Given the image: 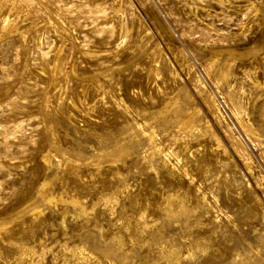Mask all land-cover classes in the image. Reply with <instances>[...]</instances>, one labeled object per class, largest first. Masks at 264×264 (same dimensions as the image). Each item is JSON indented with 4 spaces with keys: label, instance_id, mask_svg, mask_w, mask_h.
I'll return each mask as SVG.
<instances>
[{
    "label": "rangeland",
    "instance_id": "1",
    "mask_svg": "<svg viewBox=\"0 0 264 264\" xmlns=\"http://www.w3.org/2000/svg\"><path fill=\"white\" fill-rule=\"evenodd\" d=\"M220 1L222 3L218 0H8L2 15H12L10 18L13 17L14 30H19H13L0 39V228L4 227L3 230L0 229V264H175L177 261L179 263L176 264H229L230 260V264L234 261L233 264H247V259L249 264H256L257 256V261L261 257L257 264H264L260 263L264 262V243L261 240L264 235V122L260 123L263 133H259V137L243 135L237 123L238 113L230 102L225 86L214 75H207L203 70L207 61L227 57L231 58L232 71L237 76L241 75L242 70L249 69L260 88H254L248 81L242 85L246 94L242 96L243 104L245 106L248 102L249 107H245L249 109L248 116L250 115L244 117L249 119L264 113V46L257 26L259 20L264 19V0ZM11 6L13 10L10 11ZM24 31H28L26 39L19 34ZM126 31L129 39L124 44L122 36ZM258 49L261 52L256 55V59L252 58L249 51ZM227 54L232 55L229 57ZM54 59L57 64L53 63ZM196 83H202L201 93L196 91ZM185 92L190 96V101H187ZM165 99L169 105L164 104ZM161 101L163 103L160 104ZM173 102H177L181 110H185L184 107L189 103L200 109L204 121L208 122L204 125L209 126L212 132V137L204 136L205 146L186 139L174 140L173 130L169 128L170 132L166 125L172 114L167 115L163 121L153 117L163 106V109H167V106L170 108ZM149 111L155 114L144 115L146 112L149 114ZM137 117H140L139 121ZM129 118L134 121L131 122ZM257 125L255 128L259 129ZM127 133L131 134L128 138ZM217 140L219 149L225 147L226 154L217 156L209 153L211 146L217 147ZM149 142L153 143L148 144ZM154 144L163 146L162 152L167 155L166 159L157 160L150 166L144 155ZM239 147L245 151L244 154L237 152ZM115 148L133 150L126 152L120 159L116 158L118 150ZM170 149L177 151L179 155L171 158L168 154ZM197 152H205L206 155L196 158ZM109 153H113V159ZM103 158L104 161L101 162ZM184 158H187L186 164ZM165 160L168 161L164 162ZM245 160L249 169H245ZM224 163H227V167H222ZM174 171L181 176H177ZM212 173L215 175H209ZM228 175L229 180L226 177ZM120 178H123V182H120ZM230 180L236 181L231 183ZM40 191L43 198L39 195ZM206 194L207 200L204 197ZM107 197L114 198L115 204L113 201L106 204L103 199ZM73 200L77 204L73 205ZM179 200L190 212L186 211L188 214L173 219L164 217V208L169 209L171 214L180 212ZM168 203L174 208L168 206ZM192 204L199 206L194 209ZM206 205L211 211L213 209L212 213ZM191 206L195 211L191 210ZM189 216L193 219H189ZM161 225L165 226V230ZM159 229H163V233ZM150 231L158 236L153 234V237ZM209 231L212 233L209 234ZM149 236L155 241L157 239L159 245ZM116 239L119 240L118 244L114 241ZM179 240H184V243ZM190 240L194 242L191 244ZM165 242L167 246L168 243L170 245L167 247ZM16 244L31 250L30 260L19 259ZM197 244L201 245L199 249H196ZM240 244L242 247H239ZM165 246L169 249L166 250ZM235 247L237 249H233ZM74 248L76 254L70 252ZM246 248H251V251ZM100 249H104V252ZM162 251H177L178 258L175 262H166ZM102 252L107 253L110 259ZM191 254L192 257L189 256ZM211 254H216V257ZM81 255L84 259L79 257ZM218 256H221L220 259ZM240 256H245L243 263L236 260ZM122 257H129L130 260L124 259L125 262Z\"/></svg>",
    "mask_w": 264,
    "mask_h": 264
},
{
    "label": "bare ground",
    "instance_id": "2",
    "mask_svg": "<svg viewBox=\"0 0 264 264\" xmlns=\"http://www.w3.org/2000/svg\"><path fill=\"white\" fill-rule=\"evenodd\" d=\"M218 2L219 3H222L220 0H218ZM7 3H8V0H0V39L2 40L3 39V37H5L7 34H9V33H11L14 29H15V27H14V21L12 20V18H10L9 17V15H8V13H7V15H5V16H3L2 15V12H3V10L6 8V6H7ZM41 4V3H40ZM11 5V4H10ZM222 5V4H221ZM189 6V5H188ZM45 9H47V7H45ZM11 10H13V6H11V8H10V11ZM47 13H48V11H47ZM118 13V12H117ZM192 13V12H191ZM114 17V16H113ZM104 18L106 19V17L104 16ZM103 18V19H104ZM55 19V18H54ZM108 19V18H107ZM53 20V19H52ZM58 19L56 18V21H57ZM59 20H60V17H59ZM120 20V19H119ZM102 21V20H101ZM16 22V21H15ZM60 22V21H59ZM63 22V21H62ZM66 22V21H65ZM103 22H105V21H103ZM61 23V22H60ZM106 23V22H105ZM62 26H63V24H61ZM65 25V24H64ZM57 26V25H56ZM120 26V25H119ZM257 26H258V29H259V31H260V35H261V41H262V46H264V19L262 20H259V22H258V24H257ZM32 27V26H31ZM58 27H60L59 25H58ZM26 28V27H25ZM62 28V27H61ZM27 29V28H26ZM65 29H66V26H65ZM126 29V28H125ZM257 29V28H256ZM17 30H19V29H17ZM17 30H14V31H17ZM31 30V29H30ZM69 30V29H68ZM21 31V30H20ZM63 31V30H62ZM125 31V30H124ZM28 32V31H27ZM27 32H22V33H20L19 32V34L21 35V37L23 38V39H26L27 38ZM68 33V32H67ZM124 34V33H123ZM19 35V36H20ZM66 36H69V35H66ZM120 37V36H119ZM121 38V37H120ZM129 38H128V33H127V31H126V33L122 36V41L124 42V44H125V42L128 40ZM21 40V39H20ZM121 41V42H122ZM25 42V41H24ZM259 42V41H258ZM257 45V44H256ZM253 49V48H252ZM213 51V50H212ZM211 51V52H212ZM226 51V50H225ZM225 51H224V54H225ZM229 51V50H228ZM227 52V51H226ZM250 53H249V55L250 56H252V58H255L256 59V55H258L259 54V52H261V49H258V50H255V51H253V52H251V51H249ZM216 54V53H215ZM220 54V53H219ZM222 54H223V52H222ZM237 54V53H236ZM56 55H57V53H56ZM229 57H230V55H232V54H227ZM234 55V54H233ZM223 56V55H222ZM236 56V55H235ZM242 56V55H241ZM250 56H249V58H250ZM259 57V56H258ZM54 58H56V57H54ZM57 58H58V56H57ZM154 59V58H153ZM231 59V58H230ZM230 59L227 57V58H225V59H222V60H219V59H217V60H209V61H207L204 65H203V70L205 71V73L207 74V75H214L215 76V78H216V80L219 82V83H221L222 85H224L225 86V88H226V93L228 94V97H229V99H230V102L232 103V105L234 106V110H236L237 111V113H238V118H237V123H238V127H239V129H240V131H241V133L243 134V135H245L246 137H259L260 136V134L261 133H263L262 131H261V128H262V125H260V123L261 124H263V122H264V113H260L259 114V112H257L259 115H257L258 117H250V118H252V119H246L244 116H248V111H249V109L247 110V108L245 107L246 105H248L247 107H249V104H247L246 103V105L244 106V104H243V99H242V96H243V94H244V90H243V87H242V85L244 84V82L245 81H248L254 88L255 87H258V88H260V86H257V84H259V83H257L256 81V79H254L253 78V76L251 75V72H250V70L249 69H247L248 71H246V70H242L241 71V75L240 76H237V74L235 73V72H233L232 70H233V65H231L230 64ZM55 60V59H54ZM155 62V61H154ZM54 64L56 63L57 64V62H56V60L53 62ZM232 63V62H231ZM53 64V65H54ZM53 69V68H52ZM157 69V68H156ZM243 69V68H242ZM245 69V68H244ZM55 70V69H54ZM53 70V71H54ZM51 71V70H50ZM159 71V70H158ZM157 71V72H158ZM172 71V70H171ZM55 72V71H54ZM56 73V72H55ZM159 73V72H158ZM50 73H48V75H49ZM60 75V74H59ZM155 75V74H154ZM157 75V74H156ZM159 75V74H158ZM173 76V75H172ZM172 76H171V78H172ZM52 77V76H51ZM157 77V76H156ZM159 77V76H158ZM256 77V76H255ZM262 77V76H261ZM263 77H264V74H263ZM57 78V77H56ZM211 78V77H210ZM53 79V78H52ZM154 79H156V78H154ZM176 79H177V76H176ZM212 79V78H211ZM51 79H49V81H50ZM53 81V80H52ZM195 81V80H194ZM214 81V80H213ZM54 83H55V81H53ZM52 82V83H53ZM51 83V82H50ZM174 83H175V81H174ZM178 84V83H177ZM260 85V84H259ZM263 85V84H262ZM178 87V86H177ZM196 91L198 92V93H201L202 91V88H203V85H202V83H199V84H197L196 83ZM179 88V87H178ZM183 88V87H182ZM250 88H251V86H250ZM249 88V89H250ZM262 88H264V87H262ZM248 89V88H247ZM183 90H184V88H183ZM261 90V89H260ZM250 91H252V89L250 90ZM259 91V90H258ZM257 91V92H258ZM262 91V90H261ZM174 92V91H173ZM256 92V91H255ZM182 93H184V92H182ZM181 93V94H182ZM186 93V92H185ZM197 93V94H198ZM262 93V92H261ZM263 93H264V89H263ZM262 93V94H263ZM130 94V93H129ZM176 94H178V93H176ZM176 94H174V95H176ZM180 94V93H179ZM187 94V93H186ZM258 94V93H257ZM207 95V94H206ZM245 96H246V94H244ZM249 95V94H248ZM135 96V95H134ZM165 96H166V94H165ZM172 96V95H171ZM184 96V95H183ZM186 97H187V101L189 100V99H191L190 98V96L187 94V95H185ZM167 97V96H166ZM165 97V98H166ZM174 97V96H173ZM173 97H171V98H173ZM177 97V96H176ZM175 97V98H176ZM244 97V96H243ZM253 97H254V95H253ZM257 97V96H256ZM255 97V98H256ZM114 98V97H113ZM181 98V97H180ZM248 98V97H247ZM251 98V97H250ZM134 99H135V97H134ZM177 99V98H176ZM186 99V98H185ZM263 99V98H262ZM123 99H121V101H122ZM137 100V99H136ZM143 100V99H142ZM160 100V99H159ZM166 100L167 99H165V102H164V104L165 103H167L166 102ZM168 100H170L169 98H168ZM251 100V99H250ZM160 102V104L161 103H163V102ZM179 101V100H178ZM186 101V100H185ZM190 101V100H189ZM192 101V100H191ZM247 101V100H246ZM255 101V100H254ZM43 102V101H42ZM180 102V101H179ZM205 102V101H204ZM249 102H251V101H249ZM255 102H257V100L255 101ZM254 102V103H255ZM262 102H263V100H262ZM117 103V102H116ZM122 103V102H121ZM192 103V102H191ZM209 103V102H208ZM59 104V103H58ZM117 104H119V103H117ZM178 104H180V103H178ZM184 104V103H183ZM264 104V103H263ZM47 105V104H46ZM45 105V106H46ZM123 105H124V103H123ZM129 105V104H128ZM149 105V104H148ZM167 105H169L168 103H167ZM255 105H256V103H255ZM254 105V106H255ZM259 105V104H258ZM58 106V105H57ZM117 106H119V105H117ZM185 106V105H184ZM183 106V107H184ZM188 106V107H187ZM187 108L186 107H184L185 108V110L183 109V110H181V109H179V106L177 105V102H173V103H171V106H170V108L167 106V109H163V107H162V110H160V111H158L157 113H156V115L155 116H153L154 114L153 113H151L150 111V113L149 114H147V112H146V114H144V115H150V114H153L152 116L153 117H155V119H162V121H163V119L164 118H166L167 117V115H173L172 116V118L171 119H169L170 121L167 123V121H166V125L168 126V129L170 128L171 130H173V132H174V140H177V139H183V140H187V141H194L195 143H196V145H204L205 144V140H203V138H204V136L206 135V136H210V137H212V132L210 131V127L209 126H206V125H204V124H207L206 123V120L204 121V119H203V115L201 114V111H200V109L197 107V106H193L192 104H187ZM214 106V105H213ZM125 107V106H124ZM126 107H127V105H126ZM151 107V106H150ZM258 107V106H257ZM122 108V107H121ZM128 108H129V106H128ZM161 108V107H160ZM127 109V108H126ZM137 110H138V108H136ZM148 110H149V108H147ZM178 109V110H177ZM233 109V108H232ZM118 110H120V109H118ZM130 110V109H129ZM142 111H144L145 109H141ZM147 110V111H148ZM259 110V109H258ZM260 110H262V107H261V109ZM264 110V109H263ZM45 111V110H44ZM212 111V110H211ZM252 111V110H251ZM257 111V110H256ZM123 112V111H122ZM129 112V111H128ZM137 112V111H136ZM121 113V112H120ZM127 113V112H126ZM132 113H133V111H132ZM250 113H252V112H250ZM122 114V113H121ZM130 115V114H129ZM128 115V116H129ZM133 115V114H132ZM137 115V114H136ZM143 115V114H142ZM123 116V115H122ZM138 116H140V115H138ZM152 116H148V117H152ZM236 116V115H235ZM250 116V115H249ZM248 116V117H249ZM124 117H126V116H124ZM132 117V116H131ZM130 117V118H131ZM142 117H144V116H142ZM49 118V117H48ZM47 118V119H48ZM123 118V117H122ZM129 118V119H130ZM140 118V117H139ZM138 117H137V120L139 119ZM234 118V117H233ZM125 119V118H124ZM133 119V118H132ZM132 119H130L131 120V122L132 121H134V120H132ZM135 119H136V117H135ZM143 119V118H142ZM147 119H145V121H146ZM150 120V119H149ZM165 120V119H164ZM168 120V119H167ZM139 121V120H138ZM143 121V120H142ZM144 121V122H145ZM157 120H155V122H156ZM159 121V120H158ZM128 122V121H127ZM141 122V121H140ZM139 122V123H140ZM205 122V123H204ZM129 123H130V121H129ZM134 123V122H133ZM138 123V122H137ZM136 123V124H137ZM156 123H158V122H156ZM125 124V123H124ZM128 124V123H127ZM132 124V123H131ZM152 124V123H151ZM258 124V125H257ZM128 125H130V124H128ZM146 125V124H145ZM154 125H155V123H154ZM153 125V126H154ZM157 125V124H156ZM159 125V124H158ZM162 125V124H161ZM165 125V126H166ZM257 125V127H259V129H257V128H255V126ZM125 126V125H124ZM133 126V125H132ZM142 126H144V125H142ZM152 126V127H153ZM160 126V125H159ZM166 126V127H167ZM134 127V126H133ZM137 127V126H136ZM147 127V126H146ZM149 127V126H148ZM163 127V126H162ZM166 127H164V128H166ZM128 128V127H127ZM127 128L125 129L126 131H127ZM132 127H130V129H131ZM154 128V127H153ZM141 129V128H140ZM144 129H145V127H144ZM143 129V130H144ZM159 129V128H158ZM162 129V128H161ZM170 129H169V131H170ZM264 129V128H263ZM124 130V131H125ZM164 130V129H163ZM120 131H123V130H120ZM119 131V132H120ZM126 131H125V133H126ZM141 131V130H140ZM145 131V130H144ZM148 131V130H147ZM158 131V130H157ZM165 131V130H164ZM155 131H153V133H154ZM160 132H161V130H160ZM160 132H158V133H160ZM170 132H172V131H170ZM230 132V131H229ZM136 133V132H135ZM143 133V132H142ZM157 133V132H156ZM163 133V132H162ZM168 133V132H167ZM260 133V134H259ZM120 134H123V133H121L120 132ZM131 134L133 135L134 133H132L131 132ZM131 134H129L128 135V133H127V137L126 138H128ZM138 134V133H137ZM155 134V133H154ZM172 134V133H171ZM149 135V134H148ZM147 135V136H148ZM169 135H170V133H169ZM215 135V134H214ZM120 136V135H119ZM152 136H154V135H152ZM161 136H163V135H161ZM138 137H139V135H138ZM142 137H144V136H142ZM160 137V136H159ZM166 137V136H165ZM164 137V138H165ZM215 137V136H214ZM253 137V138H254ZM109 138V137H108ZM147 138H149V137H147ZM156 138H157V136H156ZM161 138V137H160ZM110 139V138H109ZM123 138H121V140H122ZM130 139V138H129ZM132 139V138H131ZM142 139H145V137L144 138H142ZM141 139V140H142ZM151 139V138H150ZM173 139V138H172ZM171 139V140H172ZM207 139V138H206ZM210 139H212V138H210ZM245 139H247V138H245ZM104 141H106V140H108V139H103ZM125 140V139H124ZM136 140V139H135ZM138 140H140V139H138ZM137 140V141H138ZM153 140V139H152ZM164 140V139H163ZM163 140H161V141H163ZM185 140V141H186ZM116 141V140H115ZM127 141H128V139H127ZM133 141V140H132ZM151 141V140H150ZM157 141V140H156ZM164 141H166V140H164ZM182 141V140H181ZM210 141H213V140H210ZM264 141V140H263ZM119 142V141H118ZM120 142H122V141H120ZM125 142V143H124ZM123 143H124V147H126L125 146V144H126V141H124ZM134 142V141H133ZM139 142V141H138ZM141 142V141H140ZM171 142V141H170ZM179 142V141H178ZM254 142V141H253ZM258 142V141H257ZM103 143V142H102ZM136 143V142H135ZM151 142H149L148 144H150ZM153 143V142H152ZM151 143V144H152ZM176 143V142H175ZM179 143H182V142H179ZM187 143V142H186ZM207 143V142H206ZM213 143H215V145H216V141L214 140V142ZM255 143V142H254ZM112 144V143H111ZM110 144V145H111ZM128 144V143H127ZM147 143H145V145H146ZM174 144V143H173ZM188 144H190V143H188ZM208 144H209V141H208ZM210 144H211V142H210ZM138 145V144H137ZM167 145V144H166ZM185 145L186 144H184L183 146L185 147ZM214 145V146H215ZM259 145V144H258ZM261 145V144H260ZM105 146V145H104ZM131 146H132V144H131ZM149 146V145H148ZM147 146V147H148ZM181 146V145H180ZM182 146V147H183ZM205 146V145H204ZM114 147H115V145H114ZM145 147V146H144ZM161 147H163V146H159L158 144H154V145H152V146H150L149 147V150H148V152H147V154L146 155H144V154H142V155H144L145 156V158L148 160V164L150 165V166H153L154 165V163L157 161V160H164V158L166 157V155H167V153H166V155H164L163 154V152H162V148ZM108 148H110V147H108ZM117 148H119V147H117ZM117 148H115V149H117ZM134 148H135V146H134ZM141 148V147H140ZM166 148V147H165ZM172 148V147H171ZM180 148V147H179ZM186 148V147H185ZM184 148V149H185ZM192 148V147H191ZM202 148V147H201ZM206 148V147H205ZM211 148V150L209 151V153L210 154H215V155H220V154H226V149H225V147L223 148L222 147V149L220 150L219 148H220V144H219V141L217 140V147H215V148H212V146L210 147ZM131 149L132 148H130V150H128V151H131ZM142 149V148H141ZM167 149V148H166ZM118 150V149H117ZM133 150V149H132ZM137 150H140V149H137ZM171 150V149H170ZM188 150V149H187ZM187 150H186V152H187ZM196 150H198V149H196ZM195 150V151H196ZM201 150V149H200ZM55 151V150H54ZM111 151H113V150H111ZM116 151V150H115ZM128 151H125L124 150V148H121L120 150H118V152H117V154H115L116 155V158H122V157H124L125 155H126V152L127 153H129ZM164 151V150H163ZM182 151V150H181ZM204 151L206 152L207 150L206 149H204ZM108 152H110V151H108ZM138 152V151H137ZM136 152V153H137ZM143 152V151H142ZM168 152V151H167ZM177 152V151H176ZM176 152H173L172 150L168 153L169 155H171V158H172V156H175V157H177L179 154H177ZM200 153V152H197L196 153V158L197 157H199V158H201V157H203L204 155H206V153ZM237 152L238 153H240V154H244V150L241 148V147H239V149H237ZM140 153V152H139ZM164 153H165V151H164ZM181 153V152H180ZM185 153V151L183 152V154ZM96 154V153H95ZM108 154V153H107ZM109 154H111V153H109ZM63 155V154H62ZM102 155V154H101ZM112 156V159H113V153L111 154ZM114 155V156H115ZM134 155V154H133ZM132 155V156H133ZM137 155V154H136ZM139 155H141V154H139ZM138 155V156H139ZM207 155H209V154H207ZM98 157H99V155H97ZM105 156V155H104ZM110 156V155H109ZM131 156V157H132ZM137 156V157H138ZM181 156V155H180ZM189 156V155H188ZM194 156V157H195ZM221 156V155H220ZM102 157H103V155H102ZM128 156H126V158H127ZM134 157V156H133ZM168 157V156H167ZM242 157H244V156H242ZM46 156L44 157V159H45V161L47 162V160H46ZM101 158V157H100ZM108 158V157H107ZM115 158V157H114ZM141 158H142V156H141ZM180 158V157H179ZM190 158V157H189ZM219 158V157H218ZM222 158V157H221ZM223 158H225V157H223ZM227 158V157H226ZM239 158V157H238ZM102 159V158H101ZM111 159V160H112ZM124 159V158H123ZM129 159H131V158H128V160ZM166 159V158H165ZM169 159H170V157H169ZM185 159V158H184ZM187 159V158H186ZM186 159H185V164H186ZM203 159V158H202ZM209 159V158H208ZM95 160V159H94ZM99 160V159H98ZM107 160V159H106ZM115 160V159H114ZM127 160V159H126ZM141 160V159H140ZM143 160V159H142ZM145 160V159H144ZM147 160H145V161H147ZM161 160V161H162ZM174 159H172V161H173ZM181 160V159H180ZM189 160V159H188ZM204 160H205V157H204ZM214 160H215V158H214ZM226 160V159H225ZM95 161H97V160H95ZM102 161H104V158H103V160H101V162ZM116 161V160H115ZM123 161V160H122ZM144 161V162H145ZM168 161V160H167ZM166 160L164 161V162H167ZM190 161V160H189ZM194 161V160H193ZM207 161H209V163H210V159L209 160H207ZM218 161V160H217ZM215 162V163H218V162ZM220 161V160H219ZM118 162V161H117ZM121 162V161H120ZM127 163H128V161H126ZM133 162V161H132ZM136 162V161H135ZM169 162H171V161H169ZM174 162V161H173ZM177 162V161H176ZM200 162V161H199ZM224 162V161H223ZM228 162V161H227ZM230 162V161H229ZM182 163H183V161H182ZM187 163H188V161H187ZM101 164V163H100ZM111 164H113V162L111 163ZM158 164H160V161L158 162ZM166 164V163H165ZM180 164V163H179ZM178 164V165H179ZM195 164H197V163H195ZM199 164V163H198ZM211 164H212V162H211ZM210 164V165H211ZM251 164V163H250ZM122 165H124V164H122ZM134 165V164H133ZM138 165V164H137ZM136 165V166H137ZM140 165V164H139ZM149 165H147V166H149ZM156 165V164H155ZM181 165V164H180ZM190 165V164H189ZM192 165V164H191ZM202 166H203V164H201ZM229 165V164H228ZM235 165V164H234ZM248 165L249 164H247L246 163V160H245V169H249V167H248ZM117 166H120V164L119 165H117ZM131 166H132V164H131ZM146 166V165H145ZM144 166V167H145ZM161 166V165H160ZM169 165H167V167H168ZM201 166V167H202ZM213 166V165H212ZM224 166H226L227 167V163H224V165L222 166V167H224ZM122 167V166H121ZM120 167V168H121ZM133 167H135V166H133ZM159 167V166H158ZM183 167V166H182ZM188 167V166H187ZM205 167H206V165H205ZM235 167V166H234ZM233 167V168H234ZM116 168V167H115ZM128 168V167H127ZM142 168H143V166H142ZM195 168V167H194ZM194 168H192L191 170H193ZM197 168V167H196ZM212 168V167H211ZM228 168H230V167H228ZM123 169H124V167H123ZM133 169V168H132ZM141 169V168H140ZM163 169H164V167H163ZM166 169V168H165ZM177 169V168H176ZM175 169V170H176ZM185 169V168H184ZM183 169V170H184ZM187 169V168H186ZM198 169H200V168H198ZM210 169V168H209ZM224 169H226V168H224ZM128 170H130V169H128ZM203 170V169H202ZM208 170V169H207ZM215 170H216V168H215ZM231 171L230 169H227V171ZM142 171H143V169H142ZM154 171V170H153ZM180 171V170H179ZM188 171V170H187ZM193 171H195V170H193ZM212 171V170H211ZM223 171H226V170H223ZM136 172V171H135ZM159 171H157V173H158ZM162 172V171H161ZM174 172H176V171H174ZM181 172V171H180ZM180 172H178V173H180ZM185 173H186V170L184 171ZM196 172H197V170H196ZM202 172V171H201ZM206 172V171H205ZM209 172V171H208ZM217 172V171H216ZM218 172H219V170H218ZM238 172V171H237ZM236 172V173H237ZM122 173H123V171H122ZM126 173V172H125ZM129 173H131V171L129 172ZM144 173V172H143ZM151 173H153V172H151ZM168 173V172H167ZM166 173V174H167ZM171 173H173V172H171ZM204 173V172H203ZM220 173V172H219ZM115 174V173H114ZM134 174V173H133ZM202 174V173H201ZM214 173H212V174H209V175H213ZM230 174V173H229ZM118 175V174H117ZM116 175V176H117ZM121 174H119V176H120ZM171 175V174H170ZM176 175H177V172H176ZM186 175H188V174H185V176ZM194 175V174H193ZM208 175V176H209ZM215 175V174H214ZM213 175V176H214ZM234 175V174H233ZM236 175V174H235ZM153 176H155L154 174L152 175V177ZM173 176V175H172ZM175 176V175H174ZM177 176H181V174L180 175H177ZM183 176V175H182ZM205 176V175H204ZM221 176V175H220ZM219 176V177H220ZM237 176V175H236ZM121 177V176H120ZM151 177V176H150ZM188 177V176H187ZM190 177V176H189ZM200 177V176H199ZM202 178H203V175L201 176ZM200 177V178H201ZM210 177V176H209ZM226 177H228V180H229V175L228 176H226ZM225 177V178H226ZM116 178H118L119 179V177H116ZM155 177H153V179H154ZM191 178V177H190ZM199 178V179H200ZM206 178H207V176H206ZM211 178V177H210ZM236 178V177H235ZM235 178H233V179H235ZM117 179V180H118ZM126 179V178H125ZM127 179H128V177H127ZM126 179V180H127ZM146 179V178H145ZM149 179V178H148ZM147 179V180H148ZM177 179H179V178H177ZM192 179V178H191ZM208 179V178H207ZM219 178H217V180H218ZM221 179V178H220ZM227 179V178H226ZM225 179V180H226ZM116 180V181H117ZM156 180H157V178H156ZM155 180V181H156ZM163 180V179H162ZM161 180V181H162ZM184 180H185V178H184ZM189 180V179H188ZM214 180V179H213ZM212 180V181H213ZM216 180V179H215ZM214 180V181H215ZM141 181H143V180H141ZM154 181V180H153ZM158 181H159V179H158ZM172 181V180H171ZM183 181V180H182ZM186 181H187V179H186ZM206 181H208V180H206ZM219 181V180H218ZM235 181L236 180H233V181H231L230 180V182L232 183H235ZM239 181V180H238ZM120 182H123V178H120ZM151 182H152V180H151ZM164 182V181H163ZM166 182V181H165ZM164 182V183H165ZM192 182V181H191ZM200 182V181H199ZM198 182V183H199ZM202 182V181H201ZM224 181H222V183H223ZM226 182V181H225ZM127 183H128V181H127ZM146 183V182H145ZM154 182H152V184H153ZM157 183H159V182H157ZM190 183V182H189ZM196 183H197V181H196ZM204 183V182H203ZM230 183V184H231ZM121 184V183H120ZM142 184V183H141ZM150 184V183H149ZM148 184V185H149ZM184 184H185V182H184ZM193 184V183H192ZM224 184V183H223ZM228 184H229V182H228ZM119 185V184H118ZM143 185V184H142ZM147 185V184H146ZM159 185H161V184H159ZM159 185H158V189H159ZM165 185V184H164ZM171 185V184H170ZM177 185V184H176ZM190 185V184H189ZM193 185H196V184H193ZM199 185V184H198ZM200 185H202V184H200ZM213 185V184H212ZM226 185V184H225ZM129 186V185H128ZM131 186V185H130ZM152 186V185H151ZM156 186H157V184H156ZM155 186V187H156ZM168 186V185H167ZM172 186V185H171ZM187 186V185H186ZM203 186H204V184H203ZM224 186V185H223ZM235 186V185H234ZM178 187V186H177ZM187 187H189V186H187ZM197 187H199V186H197ZM227 187H228V185H227ZM232 187V186H231ZM118 188V187H117ZM117 188H114V189H116V190H118ZM126 188V187H125ZM148 188V187H147ZM152 188H153V186H152ZM164 188V187H163ZM168 188V187H167ZM189 188H191V186L189 187ZM196 188V187H195ZM203 188V187H202ZM211 188V187H210ZM225 188H226V186H225ZM155 189V188H154ZM162 189V188H161ZM166 189V188H165ZM170 189V188H169ZM179 189V188H178ZM177 189V190H178ZM183 189V188H182ZM230 189V188H229ZM240 189V188H239ZM121 190V189H120ZM163 190V189H162ZM168 189H166V191H167ZM177 190H175V191H177ZM194 190V189H193ZM197 190H198V188H197ZM200 190V189H199ZM231 190V189H230ZM128 191V190H127ZM126 191V192H127ZM156 191V190H155ZM161 191V190H160ZM170 191H172V189L170 190ZM187 192H188V190H186ZM196 191V190H195ZM228 191V190H227ZM123 193L125 192V191H122ZM147 192H149V191H147ZM163 193H164V191H162ZM162 192H161V194H162ZM193 192V191H192ZM198 192V191H197ZM200 192V191H199ZM198 192V193H199ZM203 192V191H202ZM211 192L213 193V190H211ZM110 193V192H109ZM117 193H118V191H117ZM122 193V194H123ZM189 193V192H188ZM43 194V193H42ZM42 194H41V191H40V194L39 195H41L42 196ZM116 194V193H115ZM114 194V198H115V195ZM137 194H139V193H137ZM200 194V193H199ZM104 195V194H103ZM136 195V194H135ZM147 195H148V193H147ZM154 195H155V193H154ZM164 195V194H163ZM168 194L166 193V196H167ZM181 195V194H180ZM192 195H194V194H192ZM197 195V194H196ZM203 195V194H202ZM208 194H206V195H204V197L205 196H207ZM118 196V195H117ZM124 196V195H123ZM145 196V195H144ZM153 196V195H152ZM151 196V197H152ZM156 196H158V195H156ZM179 196V195H178ZM185 196V195H184ZM44 196H42V198H43ZM134 197H136V196H134ZM138 197H140L141 198V196H138ZM151 197H149V198H151ZM155 197V196H154ZM165 197V196H164ZM168 197V196H167ZM195 197V196H194ZM202 197V196H201ZM113 198V199H114ZM153 198V197H152ZM157 198V197H156ZM175 198H176V195H175ZM183 198V197H182ZM207 197H205V199H206ZM212 198V197H211ZM213 198H215V197H213ZM113 199H111V198H108L107 197V199H103L104 200V202L106 203V204H110L112 201H113ZM134 199V198H133ZM165 199V198H164ZM189 199V198H188ZM209 199V198H208ZM216 199H217V197H216ZM52 200V199H51ZM58 200V198L56 199V201ZM60 200H61V198H60ZM60 200H59V202H60ZM103 200H102V202H103ZM115 200H117V198L115 199ZM128 200H129V198H128ZM147 200V199H146ZM151 200V199H150ZM169 200H172L171 198L169 199ZM194 200V199H193ZM207 200V199H206ZM205 200V201H206ZM48 201H50V200H48ZM53 201H55V200H53ZM52 201V202H53ZM62 201H64V199L62 200ZM68 201V200H67ZM78 201V200H77ZM133 201V200H132ZM135 201H137V200H135ZM149 201V200H148ZM155 201V200H154ZM160 201H162V200H160ZM195 201V200H194ZM197 202H198V200H196ZM210 201V200H209ZM52 202H50V203H52ZM114 202V201H113ZM117 202H119V201H117ZM168 202V201H167ZM179 203H180V205H181V210H180V212L178 213L177 211V214L175 213V214H171L170 212H169V209H167V208H164L163 209V212L165 213V216L164 217H170V218H177L178 216H180V215H184V214H188L189 212L186 210L187 209V207H186V209L184 208V204H183V202L182 201H178ZM185 202H187V201H185ZM212 201H210V203H211ZM216 202V201H215ZM73 205L74 204H77L76 202H74V200L71 202ZM152 203H153V200H152ZM162 203V202H161ZM170 203H172V202H170ZM189 203V202H188ZM190 203H191V201H190ZM193 203V202H192ZM196 203V202H195ZM209 203V202H208ZM114 204H115V202H114ZM113 204V205H114ZM216 204V203H215ZM80 205V204H79ZM83 205V204H82ZM129 205V204H128ZM193 205V204H192ZM85 206V205H84ZM104 206V205H103ZM166 206H167V204H166ZM168 206H170L169 205V203H168ZM172 206V205H171ZM170 206V207H171ZM193 206H195L194 207V209L196 208V206L197 205H193ZM198 206H199V204H198ZM198 206H197V208H198ZM203 206V205H202ZM207 206V205H206ZM214 206V205H213ZM75 207V206H74ZM78 207V206H77ZM105 207H107V205L105 206ZM105 207H103L104 209H105ZM110 207H112V206H110ZM138 207V206H137ZM141 207V206H140ZM139 207V208H140ZM178 207V206H177ZM192 207V206H191ZM204 207V206H203ZM208 207V206H207ZM172 209L174 208V207H171ZM209 208V207H208ZM154 209V208H153ZM176 209V208H175ZM200 209H202V208H200ZM205 209V208H204ZM215 209V208H214ZM218 209H220V207H218ZM82 210H84V209H82ZM148 210H149V208H148ZM158 210V209H157ZM192 211H195V210H193V207H192V209H191ZM203 210V209H202ZM209 210H210V208H209ZM209 210H208V214H209ZM222 210V209H221ZM241 210V209H240ZM244 210V209H243ZM58 211V210H57ZM94 211V210H93ZM105 211H107V210H105ZM110 211V210H109ZM161 211V210H160ZM170 211H172L171 209H170ZM186 211L188 212V213H186ZM212 211H213V209H212ZM212 211L210 210V212L212 213ZM63 212V211H62ZM113 212V211H112ZM135 212V211H134ZM147 212V211H146ZM175 212V211H174ZM173 212V213H174ZM217 212V211H216ZM141 213V212H140ZM143 213H145V212H143ZM224 213V212H223ZM38 214H40V213H38ZM37 214V215H38ZM85 214V213H84ZM89 214V213H88ZM106 214V213H105ZM156 214V213H155ZM30 215V214H29ZM36 215V216H37ZM87 215V214H86ZM86 215H84L85 217H86ZM107 215V214H106ZM139 216H140V214H138ZM137 215V216H138ZM190 215V214H189ZM191 215H193V214H191ZM197 215L198 214H196V217H197ZM201 215V214H200ZM199 215V216H200ZM203 215V214H202ZM255 215V214H254ZM26 216V215H25ZM34 216V215H33ZM61 216V215H60ZM143 216L144 215H142V218H143ZM149 216V215H148ZM154 216V215H153ZM187 216V215H186ZM210 216V215H209ZM213 216H216V214L215 215H213ZM224 216V215H223ZM228 216V215H227ZM82 218H83V216H81ZM163 217V216H162ZM162 217H161V219H162ZM166 217V218H167ZM188 217V216H187ZM192 217V216H191ZM196 217H194V218H196ZM202 217V216H201ZM22 218V217H21ZM88 218V217H87ZM135 218V217H134ZM140 218V217H139ZM147 218V217H146ZM165 218V219H166ZM180 218H183V217H180ZM186 218V217H185ZM200 218V217H199ZM209 218V217H208ZM215 218V217H214ZM24 219V218H23ZM34 219V218H33ZM38 219V218H37ZM156 219V218H155ZM159 219H160V217H159ZM179 219V218H178ZM189 219H191L190 218V216H189ZM189 219H187V221L189 220ZM193 219V218H192ZM191 219V220H192ZM213 219V218H212ZM215 219H217V218H215ZM219 219V218H218ZM21 220V219H20ZM64 220V219H63ZM138 220V219H137ZM156 220H158V218L156 219ZM163 220V219H162ZM167 220V219H166ZM169 220V219H168ZM183 220V219H182ZM186 220V219H185ZM198 220V219H197ZM200 220V219H199ZM204 220V219H203ZM209 220V219H208ZM252 220V219H251ZM35 221H36V219H35ZM139 221H141V220H139ZM143 221V220H142ZM161 221V220H160ZM174 221H176V219L174 220ZM180 222H181V220H179ZM216 221V220H215ZM226 221V220H225ZM254 221V220H253ZM43 222V221H42ZM45 222V221H44ZM97 222V221H96ZM144 222H145V220H144ZM168 222V221H167ZM178 222V221H177ZM177 222H174V223H177ZM186 222V221H185ZM194 222H195V219H194ZM193 222V223H194ZM212 222H214V221H212ZM248 222V221H247ZM138 223V222H137ZM143 223V222H142ZM156 223V222H155ZM191 223V222H190ZM192 223V224H193ZM198 223V222H197ZM211 223V222H210ZM217 223H218V221H217ZM216 223V224H217ZM2 224V223H1ZM37 224V223H36ZM167 224V223H166ZM188 224V223H187ZM215 224V223H214ZM219 224V223H218ZM221 224V223H220ZM228 224V223H227ZM258 224V223H257ZM3 225V224H2ZM139 225V224H138ZM157 225V224H156ZM160 225V224H159ZM165 225V224H164ZM164 225H161L162 226V228H163V226ZM170 225V224H169ZM185 226H186V224H184ZM204 225H207V224H204ZM239 225V224H238ZM259 225V224H258ZM264 225V224H263ZM27 226V225H26ZM185 226L183 227V226H180V227H183V228H185ZM198 226H200V225H198ZM234 226V225H233ZM36 227V226H35ZM139 227H141V226H139ZM138 227V228H139ZM155 227V226H154ZM157 227V226H156ZM165 227V226H164ZM173 227V226H172ZM177 227V226H176ZM195 227H197L196 226V224H195ZM216 227H218V226H216ZM220 227V226H219ZM256 227V226H255ZM3 226L0 228V229H2L3 230ZM39 228V227H38ZM41 228V227H40ZM175 228V227H174ZM183 228H182V231H183ZM203 228V227H202ZM227 228V227H226ZM236 228H238V227H236ZM137 229V228H136ZM143 229V228H142ZM164 229V228H163ZM162 229V230H163ZM167 229V228H166ZM173 229V228H172ZM178 229H180V228H178ZM206 229V228H205ZM204 229V230H205ZM208 229H210V228H208ZM218 229V228H217ZM221 229V228H220ZM225 229V228H224ZM7 230V229H6ZM22 230V229H21ZM129 230H130V228H129ZM132 230V229H131ZM135 230V229H134ZM138 230V229H137ZM159 230H161V229H159ZM162 230H161V233H163L162 232ZM165 230V229H164ZM163 230V231H164ZM173 230H176V229H173ZM188 230V229H187ZM219 230V229H218ZM5 231V230H4ZM3 231V232H4ZM35 231V230H34ZM117 231V230H116ZM115 231V232H116ZM148 231V230H147ZM147 231H145L146 233H147ZM152 231V230H151ZM150 231V232H151ZM180 231V230H179ZM192 231H194V230H192ZM255 231V230H254ZM259 231V230H258ZM263 231V230H262ZM1 232V231H0ZM10 232V231H9ZM8 232V233H9ZM23 232V231H22ZM120 232V231H119ZM137 232V231H136ZM153 232V231H152ZM152 232H151V234H152ZM157 232V231H156ZM168 232H170V230L168 231ZM187 232V231H186ZM190 232H191V230H190ZM204 232V231H203ZM207 232V231H206ZM221 232V231H220ZM264 232V231H263ZM2 233V232H1ZM7 233V232H6ZM31 233V232H30ZM37 233V232H36ZM117 233V232H116ZM124 233V232H123ZM122 233V234H123ZM142 233V232H141ZM159 233V232H158ZM157 233V234H158ZM160 233V234H161ZM179 233V232H178ZM202 233V232H201ZM200 233V234H201ZM208 233V232H207ZM206 233V234H207ZM210 233H212V232H210L209 231V234ZM213 233H215V231H214V229H213ZM223 233V232H222ZM3 234H5V233H3ZM120 234V233H119ZM128 234H129V232H128ZM145 234V233H144ZM148 234V233H147ZM153 234H155V232L153 233ZM152 234V235H153ZM159 234V235H160ZM167 234V233H166ZM171 234H172V232H171ZM174 234V233H173ZM183 234V233H182ZM189 234V233H188ZM204 234V233H203ZM10 235H12V234H10ZM31 235V234H30ZM114 235V234H113ZM156 235V234H155ZM184 235V234H183ZM193 235V234H192ZM218 235V234H217ZM227 235V234H226ZM123 236V235H122ZM143 236V235H142ZM156 236H158V235H156ZM161 236V235H160ZM163 236V235H162ZM174 236V235H173ZM177 235H175V238H177L176 237ZM191 236V235H190ZM201 236V235H200ZM206 236V235H205ZM209 236V235H208ZM216 236V235H215ZM214 236V237H215ZM248 236V235H247ZM251 236H252V234H251ZM5 237V236H4ZM13 237V236H12ZM116 237V236H115ZM125 237V236H124ZM123 237V238H124ZM152 240H153V238L151 237V236H149ZM153 237H155L154 235H153ZM180 237V236H179ZM178 237V238H179ZM183 237V236H182ZM194 237V236H193ZM197 237V236H196ZM202 237V236H201ZM207 237V236H206ZM213 237V236H212ZM6 238H7V236H6ZM9 238V237H8ZM17 238V237H16ZM118 238H119V236H118ZM138 238H140V237H138ZM160 238V237H159ZM158 238V239H159ZM169 237H167V239H168ZM172 238V237H171ZM187 238H188V236H187ZM199 238V237H198ZM204 238V237H203ZM217 238V237H216ZM239 238V237H238ZM258 238V237H257ZM13 239V238H12ZM18 239V238H17ZM26 239V238H25ZM156 239V238H155ZM161 239V238H160ZM163 239V238H162ZM166 239V240H167ZM182 239V238H181ZM189 239H191V238H189ZM193 239V238H192ZM197 239V238H196ZM201 239V238H200ZM208 239V238H207ZM217 239H220L219 237L217 238ZM217 239H215V240H217ZM227 239V238H226ZM248 239V238H247ZM259 239V238H258ZM6 240V239H5ZM137 240V239H136ZM136 240H134V241H136ZM152 240H151V242H152ZM188 239H186V241H187ZM194 240H195V237H194ZM209 240V239H208ZM262 241H263V243H264V235L262 236V239H261ZM110 241V240H109ZM114 241H116L117 242V244H118V239H116V240H114ZM122 241H123V239H122ZM153 241H155V240H153ZM156 241H157V239H156ZM155 241V242H156ZM165 241V240H164ZM175 241V240H174ZM183 242L182 240H179V242ZM197 241V240H196ZM218 241V240H217ZM216 241V242H217ZM220 241V240H219ZM228 241V240H227ZM253 241V240H252ZM261 241V242H262ZM11 242V241H10ZM113 242V241H112ZM116 242H115V244H116ZM158 242V241H157ZM156 242V243H157ZM163 242V241H162ZM169 242V241H168ZM189 242H191V244L194 242H192V240H190ZM198 242H200V241H198ZM216 242H214V243H216ZM238 242V241H237ZM247 242V241H246ZM248 242H249V240H248ZM21 243V242H20ZM19 243V244H20ZM109 243V242H108ZM107 243V244H108ZM114 243V242H113ZM152 243H154V242H152ZM155 243V244H156ZM170 243V242H169ZM168 243V246L170 245ZM184 243V242H183ZM207 243V242H206ZM211 243V242H210ZM82 244H84V243H82ZM106 244V243H105ZM106 244V245H107ZM121 244V243H120ZM133 244V243H132ZM155 244H154V246H155ZM162 244V243H161ZM165 244H166V246H167V243L165 242ZM175 244V243H174ZM180 244V243H179ZM191 244H190V246H191ZM218 244V243H217ZM222 244V243H221ZM224 244H225V242H224ZM234 244V243H233ZM242 244V243H241ZM241 244L239 245V247L241 246ZM244 244H246V243H244ZM244 244H242V245H244ZM22 245V244H21ZM84 245H86V244H84ZM106 245H104V247L106 246ZM110 244H108V246H109ZM113 245V244H112ZM122 245V244H121ZM153 245V244H152ZM158 245H159V242H158ZM164 245V244H163ZM163 245H161L162 246V248H163ZM188 245V244H187ZM195 245V244H194ZM205 245V244H204ZM207 245V244H206ZM209 245H211V247H212V244H209ZM246 245H248V243L246 244ZM256 245V244H255ZM257 245H261V244H257ZM264 245V244H263ZM2 246V245H1ZM63 246V245H62ZM117 246V245H116ZM120 246V245H119ZM134 246V245H133ZM166 246H165V248H166ZM167 246V247H168ZM180 246V245H179ZM182 246V245H181ZM186 246V245H185ZM189 246V247H190ZM201 245L200 244H197V247H196V249H199V247H200ZM217 246V245H216ZM220 246V245H219ZM222 246V245H221ZM245 246V245H244ZM244 246H243V248H244ZM251 246V245H250ZM253 246V245H252ZM251 246V247H252ZM10 247V246H9ZM23 247V246H22ZM85 247V246H84ZM107 247V246H106ZM109 247H111V246H109ZM109 247L107 248V249H109ZM118 247V246H117ZM132 247V246H131ZM158 247V246H157ZM175 247V246H174ZM173 247V248H174ZM203 247V246H202ZM209 246H207V248H208ZM234 247V246H233ZM242 247V246H241ZM264 247V246H263ZM87 248V247H86ZM112 248V247H111ZM161 248V249H162ZM171 248H172V246H171ZM184 248V247H183ZM186 248V247H185ZM184 248V249H185ZM188 248V247H187ZM191 248V247H190ZM204 248V247H203ZM216 248H218V247H216ZM216 248H215V250H216ZM249 248V247H248ZM255 248V247H254ZM260 248H261V246H260ZM5 249V248H4ZM16 249H17V251H18V253H19V259L20 260H24V259H29L30 257H31V254H32V252H31V250H29V249H27V248H21V247H18V244H16ZM67 249V248H66ZM104 249H106V248H104ZM104 249L103 250H101L100 249V251H103L104 252ZM106 249V250H107ZM122 249H123V247H122ZM169 249V248H168ZM167 248H166V250H168ZM176 249V248H175ZM174 249V250H175ZM193 249V248H192ZM214 249V248H213ZM219 249V248H218ZM217 249V250H218ZM233 249H237L236 247L235 248H233ZM242 249V248H241ZM245 249V248H244ZM243 249V250H244ZM251 249V248H250ZM249 249V250H250ZM85 249L83 248V250L82 251H84ZM97 250H99V249H97ZM111 250V249H110ZM116 250V249H115ZM163 250V249H162ZM180 250H182V248L180 249ZM224 250V249H223ZM231 250V249H230ZM246 250H248L247 248H246ZM248 250V251H249ZM264 250V249H263ZM262 250V251H263ZM10 251V250H9ZM69 251V250H68ZM179 251V250H178ZM186 251H187V249H186ZM189 251V250H188ZM210 251V250H209ZM233 251V250H232ZM251 251V250H250ZM260 251V250H259ZM261 251V252H262ZM70 252L71 253H73V254H76V251H75V248H74V250L72 249V250H70ZM99 252V251H98ZM102 252V253H103ZM117 252H119L120 253V250L118 251V249H117ZM183 252V251H182ZM198 252V251H197ZM224 252V251H223ZM229 252V251H228ZM236 252H237V250H236ZM14 253V252H13ZM89 253V252H88ZM107 253H110V251L108 252V250H107ZM106 253V254H107ZM112 253H113V251H112ZM116 253V252H115ZM148 253H150V252H148ZM162 253V255H163V257L165 258V260H166V262H169V263H171L172 261H174L176 258H178L177 257V254H178V252L177 251H162L161 252ZM187 253V252H186ZM214 253V252H213ZM219 252H217V254H218ZM238 253V252H237ZM240 253V252H239ZM244 253H246V252H244ZM250 253V252H249ZM254 253H256V252H254ZM40 254V253H39ZM81 254V253H80ZM99 254H100V252H99ZM103 254H105V253H103ZM105 254V255H106ZM111 254V253H110ZM109 254V255H110ZM114 254V253H113ZM122 254V253H121ZM134 254V253H133ZM159 254V253H158ZM183 254V253H182ZM208 254V253H207ZM220 254H222V253H220ZM219 254V255H220ZM229 254H230V252H229ZM252 253H250V255H251ZM263 255H264V252L262 253ZM17 255V254H16ZM69 255V254H68ZM84 255H86V254H84ZM102 255V254H101ZM116 255V254H115ZM120 255V254H119ZM118 255V256H119ZM181 255V254H180ZM198 255V254H197ZM204 255V254H203ZM212 255V254H211ZM216 255V254H215ZM213 256V257H216V256ZM233 255V254H232ZM243 255V254H242ZM241 255V256H242ZM255 255V254H254ZM12 256V255H11ZM65 256H66V254H65ZM117 256V255H116ZM122 256V255H121ZM126 256V255H125ZM186 256V255H185ZM190 257H192V254L191 255H189ZM210 256V255H209ZM234 256H235V254H234ZM240 256V258H236V260H238V262H242L243 261V259L245 258V256H246V254H245V256H243L244 258H242ZM2 257V256H1ZM18 257V256H17ZM81 259L83 258V256L81 255V256H79ZM103 257V256H102ZM106 257H108L107 255H106ZM105 257V258H106ZM160 257H161V255H160ZM162 257V258H163ZM202 257V256H201ZM212 257V258H213ZM219 257V259H220V257L221 256H218ZM228 257V256H227ZM231 257V256H230ZM237 257V256H236ZM249 257V256H248ZM254 257L255 256H253V258L252 259H254ZM90 258V257H89ZM89 258H88V260H89ZM100 258V257H99ZM109 259H110V257H108ZM116 258V257H115ZM119 258V257H118ZM121 258V257H120ZM123 258V257H122ZM183 258V257H182ZM235 258V257H234ZM257 258H258V256L256 257V262L258 263V261L260 260V258L258 259V261H257ZM84 259V258H83ZM125 258H123L122 260H124ZM127 259H129L130 260V258L128 257ZM127 259H125V260H127ZM185 259V258H184ZM194 259H196V258H194ZM214 259V258H213ZM218 259V260H219ZM222 259V258H221ZM230 259V258H229ZM233 259V258H232ZM4 260V259H3ZM30 260V259H29ZM108 260V259H107ZM124 260V261H125ZM181 260V259H180ZM187 260H188V257H187ZM264 260V259H263ZM76 261H77V259H76ZM109 261V260H108ZM111 261V260H110ZM115 261H116V259H115ZM186 261V260H185ZM194 261V260H193ZM197 261V260H196ZM205 262H206V260H204ZM213 261V260H212ZM211 261V262H212ZM216 261V260H215ZM233 261V260H232ZM249 260L247 259L246 260V263L247 264H249V262H248ZM251 261H253V260H251ZM261 261V260H260ZM16 262V261H15ZM121 262V261H120ZM123 262V261H122ZM126 262V261H125ZM166 262H164V263H166ZM175 262V261H174ZM178 262V261H177ZM176 262V263H177ZM192 262V261H191ZM214 262V261H213ZM223 262H225V259H224V261ZM228 262V261H227ZM226 262V263H227ZM235 262V261H234ZM233 262V263H234ZM22 263H24V262H22ZM129 263H131V262H129ZM175 263V264H176ZM179 263V262H178ZM183 263H186V262H183ZM221 263V262H220ZM230 263H231V260H230ZM229 263V264H230ZM232 263V264H233ZM243 263V262H242ZM255 263V262H254ZM256 263V264H257ZM260 263H264V262H260ZM55 264V263H54ZM83 264H84V262H83ZM88 264H89V262H88ZM99 264H100V262H99ZM102 264V263H101ZM107 264V263H106ZM110 264V263H109ZM117 264V263H116ZM126 264V263H125ZM132 264V263H131ZM172 264V263H171ZM213 264V263H212ZM223 264V263H222ZM239 264V263H238Z\"/></svg>",
    "mask_w": 264,
    "mask_h": 264
}]
</instances>
